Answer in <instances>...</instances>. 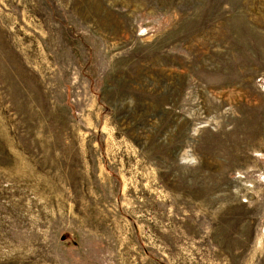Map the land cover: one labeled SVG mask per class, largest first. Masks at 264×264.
Instances as JSON below:
<instances>
[{
	"label": "rangeland",
	"instance_id": "374dc122",
	"mask_svg": "<svg viewBox=\"0 0 264 264\" xmlns=\"http://www.w3.org/2000/svg\"><path fill=\"white\" fill-rule=\"evenodd\" d=\"M0 264H264V0H0Z\"/></svg>",
	"mask_w": 264,
	"mask_h": 264
}]
</instances>
